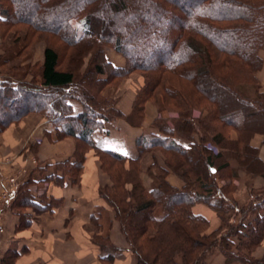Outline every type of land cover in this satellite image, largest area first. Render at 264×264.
<instances>
[{
    "label": "trees",
    "instance_id": "16d2710c",
    "mask_svg": "<svg viewBox=\"0 0 264 264\" xmlns=\"http://www.w3.org/2000/svg\"><path fill=\"white\" fill-rule=\"evenodd\" d=\"M0 23L25 24L53 34L73 50L72 56L90 54L92 82L107 80L99 76L109 69L115 75L141 72L145 85L135 100L140 110L159 91L180 104L177 119L170 124L162 119L155 126L158 134L139 137V155L131 159L92 144L90 131L123 114L111 101L98 102L90 87L87 91L75 84L77 76L90 71L61 67L60 53L52 45L43 49L40 84L0 78V133L28 112L51 119L57 139L70 137L75 142L74 161L53 165L74 183H78L89 148L99 159L107 156L118 164L137 163L140 154L155 147L162 150L165 166L152 163L149 170H159L154 175L156 182L141 190L120 181L125 173L121 165L110 168L102 162L112 183L100 188L99 194L113 210L129 250L137 257L136 264H206L207 256L221 246L226 263L259 264L231 247H243L238 232L246 238L264 234V187L254 191L250 205L239 207L215 181L194 185L191 180L177 189L165 180V174L178 170L186 180L190 171L202 168L205 177L214 179L220 172L228 173L233 164L264 177V164L251 145L256 133L264 141V93L257 85L264 63V0H0ZM106 48L121 53L125 66H114ZM242 82L257 88L249 93ZM69 100L81 105L78 114H71ZM194 108L201 110L203 134L198 141L187 116ZM208 141L221 149L212 152ZM28 183L17 185L11 203L20 225L29 223L26 208L39 211L54 203H46L44 193L36 202ZM197 202L212 207L226 221L229 211L243 214L235 223L228 222L226 230L220 227L216 234H203L201 226L207 220L191 209ZM252 240L247 239L245 245ZM92 241L106 250L100 257L103 264L111 263L118 248L109 237L94 233Z\"/></svg>",
    "mask_w": 264,
    "mask_h": 264
},
{
    "label": "crops",
    "instance_id": "0c3cea01",
    "mask_svg": "<svg viewBox=\"0 0 264 264\" xmlns=\"http://www.w3.org/2000/svg\"><path fill=\"white\" fill-rule=\"evenodd\" d=\"M106 56L114 66L119 67L113 55ZM261 91L264 93V88ZM134 94L135 91H122L119 95L117 109L125 115L131 112ZM68 102L72 106V115L81 111L77 101ZM143 114L144 122L136 126L128 122L127 118L104 121L101 129L90 131L89 139L97 148L135 159L140 150L139 137L159 133L146 122L154 118V110L146 105ZM52 122L41 113L31 112L0 134V190L5 183L4 178L17 175L19 183L32 181L27 185L28 190L32 186H44L45 202L54 201L47 209L34 211L26 208L24 212L30 214L29 223L20 225V217L11 207L13 196L2 209L4 233L0 256L5 259V264H103L100 257L106 250L92 241L93 233H97L107 235L110 243L118 248L113 252L114 257L109 264H136L137 257L129 250L113 210L99 194V189L110 185V182L108 175L98 166L99 158L95 150L89 148L85 152L78 183L72 182L71 177L61 174L53 165L65 160L74 161L75 142L70 137L57 139L56 126ZM175 139L186 144L178 137ZM251 145L257 148V157L264 164L263 136L254 134ZM152 156L151 153H145L140 158L141 173L151 163ZM256 177L252 183L255 187L259 184L263 188L264 177L259 173ZM46 178L50 179L44 180ZM141 179L143 185L149 188L150 182L142 176ZM166 179L174 186H181L172 173ZM31 195L38 202L43 194ZM192 212L206 217L211 226H216L217 218L207 205L196 203ZM96 224L99 225V232ZM207 264L228 263L222 254L216 253L208 258Z\"/></svg>",
    "mask_w": 264,
    "mask_h": 264
},
{
    "label": "rangeland",
    "instance_id": "374dc122",
    "mask_svg": "<svg viewBox=\"0 0 264 264\" xmlns=\"http://www.w3.org/2000/svg\"><path fill=\"white\" fill-rule=\"evenodd\" d=\"M3 5L6 6V4L3 3ZM46 45H52L55 47L59 53H60V66L64 68H70L72 70L80 69V72L84 71V69L90 71V66L93 63L92 58L90 57V54H84L83 56L81 54H76L75 56H72L74 53H72L73 50L69 49L67 45L59 41L53 34L45 33V31H40L38 29H35L34 27H31L29 25L25 24H4L0 23V78H13L15 80L20 81L21 83H35L40 84L39 81V72H40V65L42 64L43 60V49ZM106 55H113V59L117 62L119 67L125 66L126 59L125 57L116 51H113L111 48H106L105 51ZM264 59V53L261 54ZM70 56V57H69ZM106 68V67H105ZM106 70V69H105ZM264 75V63L261 65L260 71L258 72V89L261 91L262 88H264V81L262 80V76ZM93 75L90 72H87L84 75L77 76L74 80L75 84H78L79 86H84V89L87 91H90L92 89V93L96 95V97L99 99L98 102L102 101H111V104L117 109V104L119 102V95L122 91H135L132 105H131V112L129 115L123 114L122 117H116V118H123L128 120L133 125H139L141 122H144V110L145 106L149 105L151 109L154 110V118L151 119L148 122V126H152L153 128H156L158 122L162 121V119H166L168 122L171 123L172 119H177L179 117V109L178 105H180L176 100L171 101V97L169 95L164 94L162 92L154 93L151 97H148L146 101H144L142 109H138V106L135 105L136 100V93L139 91L144 85H145V78L143 74L139 71H131L129 73H126L124 75H115L112 73V70H106L104 74H101L100 78H106L107 80L101 79L99 81L92 82ZM242 85H244L245 89H248L250 91L247 92H254V89L257 87L254 86L253 83H251L253 86H248V82H242ZM256 85V84H255ZM90 87V90L87 88ZM2 103V102H0ZM118 110V109H117ZM191 111V112H190ZM33 112V111H32ZM31 113V112H28ZM28 113L24 114L23 116L27 115ZM39 113V112H36ZM200 108H194L189 110L188 118L191 120V126H192V134L195 140H199V135L203 134L202 129L199 124L200 119ZM22 116V117H23ZM21 117V118H22ZM21 118L18 121L11 122L9 125L6 126V128L3 130L5 131L11 124H17ZM155 122V123H154ZM3 131L1 133H3ZM0 133V134H1ZM66 138V137H64ZM62 139V138H59ZM207 145L212 149V152H216L220 150L221 148L219 146H216L215 144H212L210 141L207 142ZM89 150V149H88ZM145 153H151L152 160L151 163L148 165L150 167L152 163H157L161 166H165V155H163L162 150L160 148H153L149 149L142 154H140V158ZM155 156L158 158L156 159ZM140 158L137 161V163H120L111 160V158L105 156L98 160V166L103 169V164H105L104 167H110V168H118L119 165L125 170V173H123V176H120V181H126L129 186L137 185V189H142L143 181L141 179V176L144 177V179L148 180L150 184H155L154 175H157L159 170H157L155 167H152L150 170L147 167L146 170L141 173L139 167ZM169 160L171 161V157H169ZM200 167V166H199ZM177 169V168H176ZM198 168V170L193 173L190 171L188 174V179L185 180V178L181 177L182 174L178 172V170H175L174 172L171 170H168V172L165 174V180L168 174H173L176 179H178L181 183V186H174L170 182H168L170 185L176 187L177 189H182V187L185 185V183L189 182L194 185H198L201 182H214L217 183L218 186L223 187V189L227 193V197H230L234 203L239 207H245L250 205L252 202V196L254 194V191L258 189H262V187H259V184H256V187L252 183V180L257 178V172H253L252 170H248L246 168H243L241 166L233 165L231 166V170L229 169L228 173L220 172L217 174V176L214 177V179H208L204 176V169ZM231 174L235 172V175L233 178L230 176ZM104 172V171H103ZM240 174V175H239ZM11 176V175H9ZM17 177L18 183L19 179L17 175H14ZM263 177V176H262ZM7 178V177H6ZM109 178V176H108ZM232 178V179H231ZM4 180H7L4 178ZM5 182V181H4ZM3 182V183H4ZM110 184L112 183L109 178ZM4 185V184H3ZM2 185V188H3ZM18 185V184H17ZM16 185V187H17ZM40 186V185H39ZM14 188V191L16 189ZM196 187V186H195ZM1 188V189H2ZM195 189V188H194ZM195 190H201L200 188L196 187ZM1 192V190H0ZM3 198H0V202ZM11 200L8 202H5V204L2 206H6L8 203H10ZM3 202V201H2ZM202 203V202H197ZM196 204V203H195ZM194 204V205H195ZM204 204V203H203ZM206 205V204H205ZM193 207V206H192ZM191 207V209H192ZM209 207V206H208ZM212 212L216 216V226L213 227L210 224L209 219L204 217L207 220V224L201 226L202 227V233L203 234H216L217 230L220 229V227H223L224 230H226L225 226L228 222H236L239 215H242L243 212L240 211V213L236 212L235 210L229 211L225 214V217L227 218L230 214V218L227 219V221L222 217L219 216L217 211L214 210L212 207H209ZM253 216H250L249 219H251ZM2 220V215H1ZM244 220V219H243ZM2 223V221H1ZM104 226V225H103ZM3 233H4V225L2 223ZM102 230L105 228L101 227ZM97 232H99V228L97 227ZM222 229V230H223ZM244 231H247L244 229ZM0 237V243L1 238ZM232 233V232H231ZM246 233V232H245ZM218 234V233H217ZM221 232H219L218 235H220ZM94 235V233H93ZM217 237H220L218 236ZM262 235L260 233L259 235H253L250 236L253 238V240L258 239L255 241V243H252L250 245H245L247 242L246 240L250 237L246 238V235L244 233L238 232L239 240H241V244L243 245L242 248H238L235 244L231 247L232 251H239L241 254H245L246 256L251 257L255 262L258 261L259 264L264 263V248H262V245L264 244V234L262 237H259ZM233 242L237 243L238 240L236 237H232ZM245 239V240H244ZM246 242V243H244ZM218 243V241H217ZM218 246V245H217ZM222 247V246H221ZM216 247L208 256L206 259V264L208 258L213 256L216 253H220L224 256V253L221 251L223 248ZM0 261L5 264V259H3L0 256ZM225 258V262H226ZM260 261V262H259ZM233 262H228V264H231ZM257 263V262H256Z\"/></svg>",
    "mask_w": 264,
    "mask_h": 264
},
{
    "label": "built area",
    "instance_id": "2783aa9c",
    "mask_svg": "<svg viewBox=\"0 0 264 264\" xmlns=\"http://www.w3.org/2000/svg\"><path fill=\"white\" fill-rule=\"evenodd\" d=\"M7 180H5V183L3 185V188L1 189L0 192V198H3L2 201L0 202V237L1 234L3 233V228H2V223H1V215H2V206L5 204V202H8L9 200H12L13 196H14V188L16 187V185L18 184L17 182V177H15L14 175L8 176L6 178ZM30 191L37 195H41L44 193L45 191V187H35L32 186L30 187Z\"/></svg>",
    "mask_w": 264,
    "mask_h": 264
}]
</instances>
